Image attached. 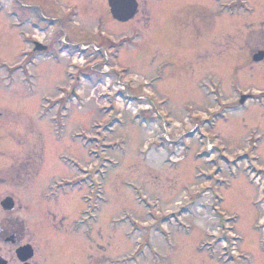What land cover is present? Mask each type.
Wrapping results in <instances>:
<instances>
[{"label": "rangeland", "instance_id": "obj_1", "mask_svg": "<svg viewBox=\"0 0 264 264\" xmlns=\"http://www.w3.org/2000/svg\"><path fill=\"white\" fill-rule=\"evenodd\" d=\"M261 29L264 0H139L127 22L108 0H0V202L42 264H264ZM52 31L64 46L34 62L32 35ZM150 110L173 138L197 124L180 162Z\"/></svg>", "mask_w": 264, "mask_h": 264}, {"label": "flooded vegetation", "instance_id": "obj_2", "mask_svg": "<svg viewBox=\"0 0 264 264\" xmlns=\"http://www.w3.org/2000/svg\"><path fill=\"white\" fill-rule=\"evenodd\" d=\"M212 1V0H211ZM214 3H216L217 5V0H213ZM213 8V10H217V6L215 7H211L210 9ZM212 10V9H211ZM49 27H52L53 24L55 22L51 21V19L47 22ZM209 34L210 37L212 35H214L215 33V29H214V25L212 22H210V26H209ZM98 31V30H97ZM95 31L94 34L91 36V38L93 40L98 39L100 36V34L98 35V32ZM262 31L263 29H261L260 34L262 36ZM264 32V31H263ZM60 33L57 32H50V36L48 39H46V37H44L43 39L39 38L38 36H34L35 40H33L32 42H39L41 46H36V50L34 49L35 45L31 46V54L33 55V60L38 62L40 60H49L53 57L54 53H56V48L58 49V41L60 39L59 37ZM248 35V34H247ZM260 47L262 46V48H256V50H254L253 52L256 51H264V36L260 38ZM83 44H89V43H83ZM82 45V44H81ZM116 46L113 47V49ZM78 46H76V50H77ZM118 50V48L115 49V51ZM252 52V53H253ZM62 53V52H61ZM59 53V54H61ZM27 54H25L26 57ZM98 58H101L103 56V54H99L96 53ZM137 57H139V59H143V55L142 54H137ZM74 62V61H72ZM98 65H100L102 68L104 67V63H102L101 61H97L96 62ZM248 97V96H246ZM241 99L242 96L239 97V102L241 103ZM248 100V99H246ZM245 100V102H246ZM61 182H55L54 183V188H60V186H65L66 184H60ZM69 185H72V183H70ZM65 195H68L67 193H63L61 195H55V192H53V194H51V196H53V198L59 200L60 197H63ZM69 196H66L64 199H66ZM15 205L17 206V204L15 203ZM18 209L22 210L24 208H22L21 204H18ZM27 208H25L26 210ZM15 210V209H14ZM57 212V210H56ZM51 214V213H50ZM58 218H56V216H51V219H47L48 222H50V227L51 230L54 233H57L58 231V226H56ZM264 226V223H263ZM31 246V250H33V254L31 256H29L27 258V260L22 261L19 256L17 255V250L20 247L23 246ZM11 247V248H10ZM44 249H47V251L50 253V250L52 249V245H44L42 246ZM40 249H41V245L38 244L36 238H35V233L33 235V230L31 229L30 224H26V221L18 216L16 217H11L9 216V212L5 211V215L3 216V218L0 219V262L3 263V261H5V264H42L43 262H47L48 263V257L47 254H44L43 257H41V253H40ZM12 251V254L10 255V252ZM47 252V253H48ZM49 264H55L54 260L50 259ZM79 264H84L83 262L79 263Z\"/></svg>", "mask_w": 264, "mask_h": 264}, {"label": "water", "instance_id": "obj_3", "mask_svg": "<svg viewBox=\"0 0 264 264\" xmlns=\"http://www.w3.org/2000/svg\"><path fill=\"white\" fill-rule=\"evenodd\" d=\"M108 4L112 17L121 22L132 20L138 12V0H108ZM252 60L254 63L264 61V51L259 50L255 52L252 56ZM244 101L245 97L243 96L241 103ZM1 206L4 210H13V199L11 197L4 199L1 202ZM17 255L24 261L32 255V251L29 246L21 247L17 250ZM0 264H5V261H3V263L0 262Z\"/></svg>", "mask_w": 264, "mask_h": 264}]
</instances>
